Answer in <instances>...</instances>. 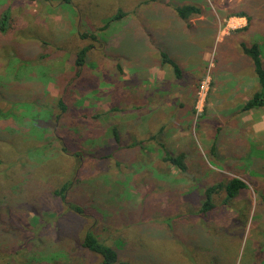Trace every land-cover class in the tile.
<instances>
[{
  "label": "rangeland",
  "instance_id": "374dc122",
  "mask_svg": "<svg viewBox=\"0 0 264 264\" xmlns=\"http://www.w3.org/2000/svg\"><path fill=\"white\" fill-rule=\"evenodd\" d=\"M166 1L0 0V13L11 11L10 27L0 32V264H93L102 257L69 249L88 228L112 242L127 237L125 256L138 257L133 264H185L195 244L209 247L206 264L214 256L223 264H264V107L242 110L251 89L222 102L224 90L215 85L222 68L242 69L248 82L257 78L241 42L252 36L250 16L253 37L264 39V25L255 22L264 20V3L194 0L210 9L214 41L200 42L197 52L191 38L204 68L178 79L173 68L137 66L156 58L146 29L175 21L163 13ZM153 5L162 6L158 18L145 9ZM255 7L263 11L257 17ZM119 12L126 14L113 20ZM89 45L79 71L68 58ZM114 128L127 146L120 166L107 156ZM164 144L186 153V172L161 161ZM225 174L248 189L227 203L221 192L207 220L192 223L190 209ZM68 175L82 213L54 194ZM174 215V227L188 229L187 252H180L177 231L163 226Z\"/></svg>",
  "mask_w": 264,
  "mask_h": 264
},
{
  "label": "trees",
  "instance_id": "16d2710c",
  "mask_svg": "<svg viewBox=\"0 0 264 264\" xmlns=\"http://www.w3.org/2000/svg\"><path fill=\"white\" fill-rule=\"evenodd\" d=\"M175 10L181 18L186 19V20H188L191 16L200 14L202 12L201 7H199L196 4H184L181 6H176ZM125 14L126 12L125 13L119 12L114 16L113 20L119 19ZM239 15L245 16V17L249 16V15L247 16V13L244 11L240 12ZM10 19H11V11L7 7L3 9L0 13V32L3 33L8 30V28L10 27ZM105 26L108 27L109 24L107 23L105 24ZM82 36L84 37L90 36L91 38H96L95 33H91L89 35L87 33H84L82 34ZM118 44L119 43L117 41L115 42V45L114 44L113 45L110 44V45H112L113 47V46H117ZM91 47L92 45L82 47L77 52L76 58H74L73 54L69 56L68 61L70 62V64L72 65L76 64V66H78L79 71H81L82 70L81 68H83L84 66L83 64L86 61L87 53ZM241 48L244 54H246L252 61L253 70L257 76L258 86H259L258 90L255 91L251 95V97L243 104L242 110L246 111V110H250L254 108L264 107V61L261 56L262 52H261L260 45L258 42H253L249 44L243 41L241 42ZM159 52H160V59H161L162 64L169 63L170 65H172L176 77L181 78L183 71L180 65L177 63V61L174 60L166 50L160 48ZM118 68L119 70H122L121 64H118ZM57 104L61 107V110L63 112L69 109L68 103H66L62 97L58 99ZM0 113H2L1 110H0ZM113 131H114V137H115V149L111 150L107 154V156H110V157L113 156L116 160V163L120 166L123 163L122 156H121V150L126 149L127 146L121 142L118 129L114 128ZM56 140L58 139L56 138ZM141 142L142 141H140V143ZM1 152L3 153L4 151H1ZM62 152L64 154H68L66 146L62 147ZM69 155H71L73 158L75 157V153L69 154ZM186 157L187 155L184 152L175 154L171 152L166 147L165 144L162 146L161 161L167 165L177 167L182 172H186L187 170ZM74 167L76 168V165ZM225 175L227 176L225 179L219 177L217 180L213 181L211 184L205 187L203 193L200 195V200L197 203L198 206L196 208H191L189 211L191 217L194 218L192 223L198 220H207L210 214L216 208H218L219 205L216 203L215 197L221 192L225 193L223 202L227 203L229 201H233V199L242 195L244 190L248 189L249 187L248 184L240 177L230 176V175L228 176V174H225ZM69 176L70 175L67 176L66 180H64L60 186L54 189V194L61 197V200L68 206L69 209L77 213H82L84 212L85 208L79 203L80 200L79 202H75L73 201L74 199L73 196H70L69 191L75 183L73 182V179H71ZM92 211L94 213V210L91 209V212ZM39 217L43 218L41 214L36 211V215L34 216V218L37 221H39L38 220ZM178 217L179 215L177 216L174 215L173 217L164 219L163 221L166 222L167 224H163V226L166 229L172 230L171 228H174L175 231H177L175 235L176 239L180 244H182V248L180 252H182V250L187 252V250H189V245H190V242L188 241V238H189L188 229L185 226L183 227L177 226L179 228L178 229L174 227L175 226L174 224H172L173 220H178ZM121 234L125 235V232ZM149 237H151L150 234H149ZM118 239L119 240H117L116 242H112L108 238H106L103 235V233L101 234V231L93 229V228H88L84 232L83 236L75 239L74 241L75 245L69 249L70 251L71 249L72 250L81 249L80 250L81 256L83 255L85 256V258L88 257L90 252H92L94 255H100L102 259L98 260L97 258L95 261H93L94 262L93 264H133L134 262L132 261L133 260L136 261L135 259L138 257H133L131 255L125 256V252L128 251L129 249L128 244H127L128 238L125 236L124 237L119 236ZM194 246L195 247L192 252L193 254L191 255V258H187L186 256H184V258L186 259L185 264H206L205 262H203L202 257L204 256V254H206V248H209V247L201 246V245L199 246L196 244ZM86 262L87 261H83L80 264H86ZM55 264H74V263H67V262L61 261V262H55ZM207 264H223V263L219 259H216V256H214L210 258L209 263Z\"/></svg>",
  "mask_w": 264,
  "mask_h": 264
},
{
  "label": "crops",
  "instance_id": "0c3cea01",
  "mask_svg": "<svg viewBox=\"0 0 264 264\" xmlns=\"http://www.w3.org/2000/svg\"><path fill=\"white\" fill-rule=\"evenodd\" d=\"M264 3V0H262ZM184 4H196L199 7H201L202 12L197 15H193L189 18L188 22H185L183 18H181L176 10V6H181ZM164 10L163 13L165 15L170 16L172 19H175V21L169 22L168 26L169 28H161V29H156L149 27L146 29L148 36L147 40L152 41V46L148 47V53L151 51L153 54L155 53L156 58L152 57V61H149L146 64L142 65H137L138 68L143 67L149 70H152L153 72L156 71L157 67H164L165 69H171L172 70V65L169 63L162 64L160 56H159V50L160 48L166 50L170 56L176 60L181 62V65L185 68L183 71V76L186 75V72H192L194 70H201L202 64H199V62H196L194 60V50L196 49L195 47V41L197 42V52L199 51L200 47V42H203L207 39H211L214 41V33H215V28L213 27L212 23L214 22L213 20H209L210 9H208L207 5L203 4V2L200 1H194V0H167L164 2ZM162 6L156 7L153 5L152 7L145 8L150 14V17L156 16L158 18L160 16V11H161ZM255 12L254 16L257 17L260 14L263 13L262 7H255ZM260 10L258 12L257 10ZM214 17V14L212 15ZM155 18V17H154ZM260 18H264L263 15H260ZM252 17L250 16V31H252V36L250 38V41L247 43H253V42H258L259 45L261 46L264 44V39H256L253 37L254 31L253 27L255 25H251ZM163 21V20H162ZM212 22V23H211ZM256 23H262L264 25V20H259L255 21ZM133 24L132 20L129 23V26ZM149 24V19L148 23ZM153 33V35H151ZM125 33L122 32L120 34V39L124 37ZM187 35H195V37H187ZM191 38H195L194 40ZM245 42V40H243ZM208 52V49L206 50ZM262 52V49H261ZM264 51L261 53L262 59L264 61ZM246 57V55H241L240 56V61ZM145 61L149 58H146L144 56H138V60ZM188 69V70H187ZM191 70V71H190ZM253 73L254 70H252ZM222 75V76H218ZM217 75L215 78V85L217 86V89L221 87L223 89V96L221 97L222 102H226L229 99H233L236 97L237 93L240 92L242 89L243 92L251 89V93L249 95H245L243 97V105L250 97L251 95L258 90V80L257 78L252 79V81L248 82L245 79V75L242 74V69H229V68H222V71ZM256 75V74H255ZM180 79V78H178ZM227 94H230L231 98H227ZM235 94V95H234ZM240 105V106H241ZM257 109V108H254ZM253 110V109H250ZM264 130V122L262 126H259V131Z\"/></svg>",
  "mask_w": 264,
  "mask_h": 264
}]
</instances>
